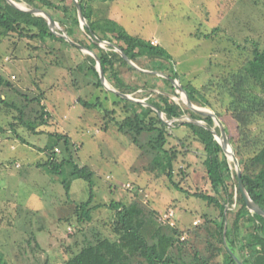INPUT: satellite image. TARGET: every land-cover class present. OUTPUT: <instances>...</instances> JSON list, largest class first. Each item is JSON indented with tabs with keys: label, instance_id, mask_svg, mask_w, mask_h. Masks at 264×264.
<instances>
[{
	"label": "rangeland",
	"instance_id": "obj_1",
	"mask_svg": "<svg viewBox=\"0 0 264 264\" xmlns=\"http://www.w3.org/2000/svg\"><path fill=\"white\" fill-rule=\"evenodd\" d=\"M86 2L94 10L93 19L114 20L128 34L149 40L167 51L174 59L181 86L191 84L201 91L213 111L220 115L218 119L225 129L227 125V135L237 136V125L228 113L230 91H223L221 83L227 74L237 72L250 58V47L245 39L264 43V0ZM58 29L61 31L59 26ZM82 60L77 54L69 60L61 59L60 55H47L31 41L0 35V76L29 100L43 95L41 104L50 117L48 125L37 127L43 134H31L16 125L15 132L20 138L13 133L9 136L6 131L0 139V250L9 264L63 263L77 251L83 239L102 230V223L112 215L105 206L127 202L134 187L144 194H138L137 200L157 214L173 209L176 226L188 230L182 233L185 239L202 256L211 259V264H220V258H210L204 250L208 231L214 232L215 228L210 223L204 224L203 216L213 218L218 212L193 196L209 190L201 158L202 147L191 139L190 154L178 162L173 171V181L182 191L174 189L160 169H151L152 155L134 146L117 131L115 120L125 115L114 106L117 96L94 85L97 79ZM11 76L15 79L11 80ZM107 85L114 89L109 83ZM178 93L172 99L185 107L181 103L185 97ZM0 96L17 105L25 103L20 95L11 91L0 89ZM78 99L91 104L98 102L100 106L86 109ZM34 107V103L26 106ZM112 109H116L115 120L104 116L105 110ZM198 109L215 114L206 108ZM15 115V111L0 107V125L7 128ZM260 122L264 130V120ZM54 132L70 138L78 162L94 174L91 204L102 207L93 213L92 224L84 226L81 233L78 225L66 222L65 217L72 215L75 204L90 198L88 183L73 180L67 196L56 177L36 166L46 160L43 150L51 142L48 133ZM187 134L186 128L175 132V144L183 148L179 137ZM58 148L60 151L61 146ZM234 212L235 206L229 207L225 219L232 217ZM194 221L198 223L194 225ZM213 243L214 248L218 247ZM223 247L229 253L227 244Z\"/></svg>",
	"mask_w": 264,
	"mask_h": 264
},
{
	"label": "trees",
	"instance_id": "obj_2",
	"mask_svg": "<svg viewBox=\"0 0 264 264\" xmlns=\"http://www.w3.org/2000/svg\"><path fill=\"white\" fill-rule=\"evenodd\" d=\"M15 2L50 13L61 29L58 32L66 34L73 42L88 48L100 57L104 78L115 90L139 100L145 99L146 103L158 108L168 120H174L172 126L176 133L180 128L188 130L186 136L179 137L183 148L186 149L184 150L175 144L174 135L150 107L117 96L114 106L120 108V112L125 114L124 117L116 121L113 117L116 109L104 112L105 118L115 120V126L120 134L127 137L140 150L152 155L151 169H160L173 188L179 191L182 189L173 181L174 168L190 154L188 144L191 139L198 143L202 147L201 158L209 190L205 193H194L193 196L218 212L213 218L203 216L204 224L210 223L215 228L214 232L207 230L209 239L205 252L210 254V258H220V264H235L231 255L223 249L225 243L232 252L238 253L237 256L243 264H264V218L251 215L246 209L237 186V177L230 170L220 145L210 131L188 123L182 118L187 116L193 120H201L200 117L174 102L169 95L176 96V93L169 80L160 76L139 74L118 53L100 48L92 36L121 48L138 68L167 74L181 82L171 55L149 40L128 34L114 20L93 19L94 10L86 0H78V3L88 24V30L80 28L78 13L71 0H15ZM0 35L31 41L45 54L60 55L64 60L71 59L75 54L80 55L83 65L97 79L94 85L99 89L103 88L95 69L96 62L91 56L83 55L77 47L56 38L41 17L20 13L6 0H0ZM205 38L210 36L205 35ZM244 42L250 47L248 50L250 58L237 72L226 75L221 83V89L230 91L228 113L237 125V136L228 134V139L240 165L243 186L251 200L264 210V130L260 128V121L264 120V43L262 44L261 40L249 39H245ZM182 88L195 106L213 111L209 100L197 88L191 84L182 85ZM0 89L14 92L25 101L17 105L14 101L7 100L5 96H0V107L16 113L11 123L7 124V128L0 125L2 136L0 139L8 130L10 134L6 132L7 135L13 133L20 138L15 132L16 125H20L31 134H43L44 132H39L37 127L48 125L50 118L45 106L41 104L43 95L29 100L26 95L20 94L10 81L1 76ZM78 100L86 109L100 106L98 102L91 104ZM28 103H34V109L26 108ZM213 112L220 117L217 112ZM204 117L212 119L209 116ZM205 124L208 128L212 127L209 123ZM213 127L219 135V128ZM226 130L228 132L227 125ZM48 136L51 142L43 150L46 160L36 166L44 173L56 177L67 196L73 180L81 179L88 183L90 198L86 202L75 204L72 215L65 217L66 222L77 224L78 232L81 233L84 226L92 224L93 213L102 207L91 204L94 174L87 166L78 162L75 145L66 134L54 132L48 133ZM60 146L59 153L54 152V149ZM131 190L132 196L127 202L105 206L112 211V215L109 220L102 223V230L100 228L91 238L83 239L77 251L70 254L61 264H129L132 261L135 264H211L212 260L202 256L201 252L193 248L182 235L188 230L159 222L158 217L162 212L157 214L137 200V195L143 194L141 189L134 187ZM226 204L230 208L235 206V212L232 217L227 218L226 233L223 234ZM20 211L23 212L22 209ZM213 242L218 247L214 248ZM0 264H9L1 250Z\"/></svg>",
	"mask_w": 264,
	"mask_h": 264
},
{
	"label": "water",
	"instance_id": "obj_3",
	"mask_svg": "<svg viewBox=\"0 0 264 264\" xmlns=\"http://www.w3.org/2000/svg\"><path fill=\"white\" fill-rule=\"evenodd\" d=\"M6 1H7V3L10 6H12L16 11H18L20 13L27 14V15H32V16H36V17H41L42 19H44L47 22L50 31L52 32V34L56 38H58L59 40H61L63 42H66V43H68L70 45H73V46L77 47L81 52L91 56L96 62L95 69L97 71L99 80H100V82L102 84V87H103L105 92H107L108 94L119 96L120 98H123L125 100L130 101V102H134V103L140 104V105H142L144 107H150L152 110H154L157 113L158 118L167 127L169 132L172 133V134H175V132L173 130V127L171 125L174 120H168L165 117V114L162 111H160L158 108L149 105L145 101L135 100L134 98L131 97V95L122 94L119 91L108 87L106 85L107 81L104 78L103 66H102L100 57L98 55H96L93 51H91V50H89V49H87V48H85L83 46H80L77 43L73 42L66 34L58 32L59 31L58 23L56 22L55 18L50 13H48V12H46L44 10L38 9V8L27 7L25 4H20V3L15 2V0H6ZM71 1L74 4V6H75V8L77 10V13H78V19H79L80 28L82 30L83 29H87L88 30V24H87L86 20L84 19L83 15H82V11H81V8L79 6L78 0H71ZM18 4L24 6V8L23 9L18 8L17 7ZM92 38H93L94 42L100 48H102L103 50H106L107 52H116V53H118L129 64V66H131L139 74L144 75V76H160V77H163V78L169 80L172 83V85L174 86L176 95H179L178 92H180V93H183L188 98L190 105L188 103H185L184 101H181V103H183L188 110H190L191 112L196 114L198 117H200L201 120H193V119H190V118H188L186 116H184L183 118L188 119V122H191V123H193V124H195L197 126L203 127L206 130L210 131V133L212 134L214 140L220 145V147L222 149V152H223V155L226 158V161H227V163L229 165L230 170L232 172H234L236 177H237V186H238V189H239L240 194L242 196L243 202H244V204L246 206V209L248 210V212L251 215H258V216H261L262 218H264V210L262 208H260L256 203H254L251 200V198L249 197L248 193L246 192V190H245V188L243 186L242 179H241V169H240V165H239L238 159L236 158V156H235V154H234V152L232 150V147L230 145V142H229V139H228V135H227V131H226L223 123L218 119V117L215 114H212L208 110L207 111L210 112L212 114V116H213L212 119L206 118L203 115H201L200 113H198L196 111L198 109V107L195 106L191 102L189 96L183 90L179 80H177V79H175V78H173V77H171V76H169L167 74L142 70V69L138 68L129 59L128 55L121 48H119L118 46H115V45L110 44V43L105 42V41H100L94 36H92ZM169 96L171 98L173 97L171 95H169ZM205 123L211 124L212 127L208 128ZM214 125L219 128V132H220L219 135L216 133V131H215L214 127H213ZM226 146L230 147L231 154H229L227 152ZM219 160H221L220 157H219ZM228 210H229V205L226 204L225 210H224V217L225 218H226V214H227ZM225 233H226V219H225V223H224L223 234H225ZM228 251H229V254L231 255V257H232V259H233L235 264H243L238 256L233 254L229 249H228Z\"/></svg>",
	"mask_w": 264,
	"mask_h": 264
},
{
	"label": "built area",
	"instance_id": "obj_4",
	"mask_svg": "<svg viewBox=\"0 0 264 264\" xmlns=\"http://www.w3.org/2000/svg\"><path fill=\"white\" fill-rule=\"evenodd\" d=\"M152 44L154 45L155 43L152 42ZM7 60V59H6ZM11 79L14 80V76H11ZM54 152L59 153V149L55 148ZM159 222L163 223V224H168L169 226H175V214L173 209H168L166 210L164 213H162L159 217H158ZM198 223V221H194L193 224L196 225ZM183 239V238H182Z\"/></svg>",
	"mask_w": 264,
	"mask_h": 264
},
{
	"label": "bare ground",
	"instance_id": "obj_5",
	"mask_svg": "<svg viewBox=\"0 0 264 264\" xmlns=\"http://www.w3.org/2000/svg\"><path fill=\"white\" fill-rule=\"evenodd\" d=\"M17 7L18 8H20V9H23L24 8V6H22V5H17ZM107 85V84H106ZM108 86V85H107ZM183 94V93H182ZM184 95V94H183ZM184 97H185V99L183 100L185 103H188L189 105H190V103H189V100H188V98L184 95ZM198 113H200V114H205V115H208V116H210L211 118H213V116H212V114L211 113H209V112H207V111H205V110H202V109H197L196 110ZM215 126V125H214ZM226 150H227V152L229 153V154H231V150H230V147L229 146H226Z\"/></svg>",
	"mask_w": 264,
	"mask_h": 264
},
{
	"label": "crops",
	"instance_id": "obj_6",
	"mask_svg": "<svg viewBox=\"0 0 264 264\" xmlns=\"http://www.w3.org/2000/svg\"><path fill=\"white\" fill-rule=\"evenodd\" d=\"M8 134H10V131H7Z\"/></svg>",
	"mask_w": 264,
	"mask_h": 264
},
{
	"label": "flooded vegetation",
	"instance_id": "obj_7",
	"mask_svg": "<svg viewBox=\"0 0 264 264\" xmlns=\"http://www.w3.org/2000/svg\"><path fill=\"white\" fill-rule=\"evenodd\" d=\"M231 251V250H230ZM232 252V251H231ZM233 254H236V253H234V252H232Z\"/></svg>",
	"mask_w": 264,
	"mask_h": 264
}]
</instances>
